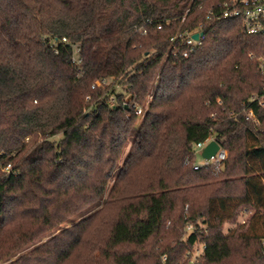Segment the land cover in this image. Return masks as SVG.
<instances>
[{
  "label": "trees",
  "instance_id": "trees-1",
  "mask_svg": "<svg viewBox=\"0 0 264 264\" xmlns=\"http://www.w3.org/2000/svg\"><path fill=\"white\" fill-rule=\"evenodd\" d=\"M213 1L0 0V264H264V36Z\"/></svg>",
  "mask_w": 264,
  "mask_h": 264
},
{
  "label": "built area",
  "instance_id": "built-area-1",
  "mask_svg": "<svg viewBox=\"0 0 264 264\" xmlns=\"http://www.w3.org/2000/svg\"><path fill=\"white\" fill-rule=\"evenodd\" d=\"M207 19L209 20H223V19H238L241 22L242 30L244 33L249 35H263L264 36V0H214L207 13ZM169 19L155 22L153 19L148 18L146 21L136 26V31L141 34H146L148 31V25L156 24L161 29L165 23H170ZM205 21H201L197 26L193 28L179 29L172 37L173 42V54L179 52L182 53L183 57H188L194 52L198 46L202 44L205 39ZM199 33V37L195 38L194 34ZM66 40V38H64ZM73 60L76 63L82 61L80 56V47L75 44L73 46ZM264 73V67L262 69ZM110 84V80L103 77L93 84V86L105 87ZM256 98V97H253ZM111 105L115 103V97L112 96L110 99ZM132 109L135 110L136 114L143 117L146 108L137 101L130 102ZM248 118L252 121L257 122V118L254 116L252 110L246 112ZM212 140H216L213 135L208 136L205 140L196 143L194 150L202 153L203 148ZM217 141V140H216ZM219 143V142H218ZM220 144V143H219ZM227 157V150L220 144V149L211 158H204L203 162H197L194 165L195 169L204 166H214L222 163ZM11 164H7L5 170L9 171ZM264 246V241H263ZM205 244H201L193 252L191 256V264H193L197 258L202 254ZM165 259V256L163 257Z\"/></svg>",
  "mask_w": 264,
  "mask_h": 264
},
{
  "label": "rangeland",
  "instance_id": "rangeland-1",
  "mask_svg": "<svg viewBox=\"0 0 264 264\" xmlns=\"http://www.w3.org/2000/svg\"><path fill=\"white\" fill-rule=\"evenodd\" d=\"M262 60H264V57H263ZM252 96L255 97V94L252 93ZM260 99L262 100V97H260ZM127 150H128V149H127ZM127 150H126V151H127ZM124 157H125V154L122 156V158H121V160H120V161H121L120 164H122V162H123V160H124ZM196 161H197V162H200V163L203 162V156L201 155L200 152H197ZM261 211H263V210H261ZM249 214H251V212H248V213H246V214H242V215L239 217V219H238V221H237L236 223H235V222H232V221H227V222H225V224H224V226H223L224 230L227 232V231H229V229H231V228L234 229V228H236V227H238V226H240V225H242L243 229H247V227H248V225H249V220H248ZM46 239H47V237L43 238V240H46ZM95 251H96V253L98 252L97 249H95ZM75 264H82V263H78V262L76 261Z\"/></svg>",
  "mask_w": 264,
  "mask_h": 264
},
{
  "label": "water",
  "instance_id": "water-1",
  "mask_svg": "<svg viewBox=\"0 0 264 264\" xmlns=\"http://www.w3.org/2000/svg\"><path fill=\"white\" fill-rule=\"evenodd\" d=\"M194 37L198 38L199 33H195ZM131 99H132V95L128 96L126 99L127 103H129ZM219 149H220V144L218 143V141L212 140L203 148L201 155L204 158H211L212 156H214L217 153V151Z\"/></svg>",
  "mask_w": 264,
  "mask_h": 264
}]
</instances>
